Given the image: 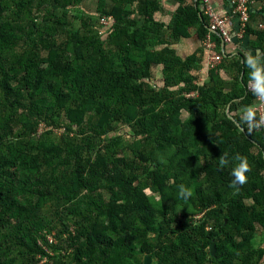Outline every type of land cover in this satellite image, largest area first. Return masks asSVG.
<instances>
[{"label": "trees", "instance_id": "obj_1", "mask_svg": "<svg viewBox=\"0 0 264 264\" xmlns=\"http://www.w3.org/2000/svg\"><path fill=\"white\" fill-rule=\"evenodd\" d=\"M85 1L95 3L99 22L113 18L105 26L107 41L92 35V25L83 21L86 30L73 35L75 57L60 56L56 37L68 35L66 21L43 27L51 43L32 20L45 6L80 7ZM134 3L0 0V264H146V254L156 264H264L262 251L250 247L253 222L264 225V134L249 130L240 116L227 115L223 93L194 85L187 63L169 59L168 47L157 50L177 36L162 32L151 12L140 13L146 18L135 13ZM203 19L201 36L208 31ZM161 59L162 88L154 84ZM54 80L72 86L69 93L55 91ZM192 91L197 93L186 95ZM255 101L248 96L244 104ZM59 113L64 123L57 125ZM121 120L148 129L138 146L154 147V160L142 151L140 156L155 165L153 187L161 205L145 190L150 169L141 172L148 177L139 184L134 174L111 172L101 135ZM41 122L65 132L54 138L51 130L38 131ZM74 126L91 133L70 137ZM240 157L249 166L245 183L230 186ZM170 161L176 163L175 184L164 182ZM195 178L200 181L189 198L199 207L180 216L177 186ZM102 179L112 181L105 186L113 194L109 199L92 193ZM85 189L86 200L72 206ZM47 211L57 216L49 218ZM45 229H58V238L51 242Z\"/></svg>", "mask_w": 264, "mask_h": 264}, {"label": "crops", "instance_id": "obj_2", "mask_svg": "<svg viewBox=\"0 0 264 264\" xmlns=\"http://www.w3.org/2000/svg\"><path fill=\"white\" fill-rule=\"evenodd\" d=\"M211 1L219 13L226 15L232 13L231 0ZM133 6L135 13L144 18L147 16L145 13L140 14L141 12H151L155 24L163 25L162 32L167 31L169 34L172 32L177 36L173 40L168 39L166 44L157 45V50L168 47L171 54L169 59L187 63L189 67L186 69L187 76L192 78L194 85L213 88L212 91L223 93V98L229 100L226 102V114L242 117L243 109L248 105L244 102L248 96L254 95L246 86L249 82L250 69L244 63L245 57L255 58L258 55L260 66L264 68V0L254 1L250 21L243 37L232 40L229 44H223L217 34H209L208 31L201 36L204 13L200 0H135ZM232 31L235 33V26ZM207 36L215 45L212 52L204 46ZM213 53H223L224 57L219 64L210 68L208 57ZM155 66V81L161 87L165 83L164 59L158 61ZM183 85V82L178 84L179 87ZM191 93L197 92L192 91L188 94ZM253 226L250 247L262 251L260 256L262 263L264 262V225L255 221Z\"/></svg>", "mask_w": 264, "mask_h": 264}, {"label": "rangeland", "instance_id": "obj_3", "mask_svg": "<svg viewBox=\"0 0 264 264\" xmlns=\"http://www.w3.org/2000/svg\"><path fill=\"white\" fill-rule=\"evenodd\" d=\"M80 8L82 10H80ZM95 9V3H93V1H85V3L82 6H71V7H67V8H59V6H52V7H48L45 6L42 9H40V11L36 14L35 18L32 20V23L34 24L33 26L35 27L34 29L39 31V32H43L45 31V29L43 28L44 26L47 27H52V22H56V19L59 20H64L66 21V23L69 25H67V32L68 35H66V33H61L59 35V37H56V43L59 47V54L60 56H64V57H68V58H73L75 57V51H74V43L76 42L75 37L73 36L74 34H82L86 28H84L82 26V22L86 21L87 23L92 25L93 28V33L92 35H95L96 37H99L101 39L102 42L106 43L107 38V28L105 27L106 25L104 24L101 25V23L99 22V14L95 11H93ZM65 12V16H63V13ZM91 15V19L87 20ZM131 18V17H130ZM56 26V25H54ZM45 40H47L48 42L52 43V38L51 36L45 31L43 32ZM106 35V36H105ZM154 84H156V81L154 79ZM54 86L55 91H57L58 89H62L63 91L69 93V87L71 88L72 86H63V84H61L59 81L54 80L53 84H51ZM159 87V86H158ZM49 88V87H48ZM47 88V89H48ZM162 88V86H161ZM46 89V90H47ZM48 91V90H47ZM45 97H47V94H45ZM57 119V125L58 123H64L63 121V113H59L56 115L55 117ZM181 118L183 120L186 119V113L185 112H181ZM46 130H51L54 134L53 137L54 138H58L61 137L64 132H65V128L64 127H59L56 128V126L54 125H46L44 122H41L40 126L38 127V131H46ZM87 132V133H91V129L88 127H84L83 129H79L77 127H73L72 131L70 132V137H72L73 135H75L74 133L77 134H81L82 132ZM148 129L146 130V128L143 127H139L136 124L133 123H128L125 121H115L112 126L106 130L101 136H102V140H103V144H105V148L102 146L101 150L104 153L106 151V154H109L110 156V169L111 172L114 171H125L127 176H130L134 174V177H136L134 184H139L140 182H143L145 180H147V174L146 173H141L142 171L145 170H151L152 166L154 167L155 165H153L152 160H144L141 158L140 154L141 151L145 152L147 154V156L151 157L153 160L154 158V154L151 152L153 151V146L150 147H143V146H138L139 145V141L143 140L144 138H147L148 135ZM76 136V135H75ZM100 141V140H99ZM117 142V143H116ZM99 143V142H98ZM83 145V144H82ZM102 145V144H101ZM106 145H109V147H106ZM83 146H86L85 144ZM98 146V145H97ZM97 149V148H96ZM95 149V150H96ZM95 152L92 153V156H94ZM124 160H127L128 162L130 161L131 163H134L135 165L130 166L129 164H125L123 163ZM170 160V159H169ZM171 162V161H170ZM173 165L175 166L176 163H172L171 165H169V168L171 169L173 167ZM162 168V166H161ZM165 168V166H164ZM165 172V174H170L168 177L164 178V182H168V184H175V177L173 176V169H171V173H169L168 170L163 171ZM173 174V175H171ZM154 172L151 170V176H150V180L151 182L146 186V192L149 195L150 201L153 204H158L161 205L162 204V196L159 193L158 190H155L153 185L155 184L154 182ZM185 179H183L184 182ZM111 181V180H110ZM196 181H200V178H195V179H191L186 181L183 184L186 188H190L191 190V195L195 194V182ZM99 184V185H96ZM96 184H94V186L96 187L95 189H93L94 191L92 192L93 194H97L99 192H101L103 194V197L106 199H109L113 196L112 193L107 192V189L105 188L106 185H112V181L111 183L108 182L107 180H103L102 181H97ZM178 191V189H177ZM176 191V193H177ZM86 189L81 191V192H77L74 199L72 200V206L76 205L79 201H83L86 200L85 197L83 196V194H86ZM21 197L23 198V196L20 195V197L18 196V200L20 201ZM20 198V199H19ZM176 199V210L177 213L180 214L182 212H192L195 209H198L199 207V202L198 201H194V200H190V198L187 199V201H183L181 199H179L178 197L175 198ZM22 201V200H21ZM65 205L64 204H59L56 205V209L60 210L61 208H63ZM48 208V207H47ZM45 209V210H49V209ZM49 211H47V214L49 215V218L52 217H56L57 214L56 213H50ZM60 213V212H59ZM201 216H203V212L200 213H195L194 214V218H201ZM45 232V236L47 239L50 238V241H55L58 238V229H52L48 232V230H44L43 233ZM42 240V239H40ZM58 241V240H57ZM50 253V255H53L54 253L51 251H48ZM149 254L144 255L143 259L146 262V256ZM150 264H156V260L152 259Z\"/></svg>", "mask_w": 264, "mask_h": 264}, {"label": "built area", "instance_id": "obj_4", "mask_svg": "<svg viewBox=\"0 0 264 264\" xmlns=\"http://www.w3.org/2000/svg\"><path fill=\"white\" fill-rule=\"evenodd\" d=\"M255 0H231L232 13L230 15L219 13L213 6L211 0H200L203 13L207 19V27L209 34H217L223 44H229L233 38L241 39L246 31L247 25L250 21L251 8ZM238 21V30L234 33L232 31L235 26V20ZM101 23L106 26L113 22L112 17L101 18ZM204 46L211 52L214 50L215 45L211 42L209 36L204 42ZM223 53H213L208 57V63L210 68L219 64L223 60ZM248 89L251 91L250 84L248 82ZM187 96H194L193 93ZM257 103L253 110L256 114L257 120L264 117V99L256 96ZM255 130L264 134V123H261L259 127H255Z\"/></svg>", "mask_w": 264, "mask_h": 264}, {"label": "clouds", "instance_id": "obj_5", "mask_svg": "<svg viewBox=\"0 0 264 264\" xmlns=\"http://www.w3.org/2000/svg\"><path fill=\"white\" fill-rule=\"evenodd\" d=\"M244 63L250 69L249 84L252 93L261 99H264V68L260 66L259 56L257 55L255 58L245 57ZM241 119L248 124L249 130L253 127H259L261 123H264V117L259 120H254V110L252 106H246L243 109ZM225 163L226 160L224 159V154H221L219 164L223 165ZM248 167L246 159L244 157H240L238 163L234 164L231 169L232 180L230 186H238L245 183V173L248 171ZM177 189V197L183 201H187L191 195L190 188H186L183 184H181L177 186Z\"/></svg>", "mask_w": 264, "mask_h": 264}, {"label": "water", "instance_id": "obj_6", "mask_svg": "<svg viewBox=\"0 0 264 264\" xmlns=\"http://www.w3.org/2000/svg\"><path fill=\"white\" fill-rule=\"evenodd\" d=\"M235 30H236V31L238 30V21H237V19L235 20ZM236 31H235V32H236ZM233 40H236V38H233ZM209 249H210V252H211L212 254H214L215 251H216L215 244L212 243ZM151 260H152L151 256H150V255H147V256H146V264H150Z\"/></svg>", "mask_w": 264, "mask_h": 264}]
</instances>
